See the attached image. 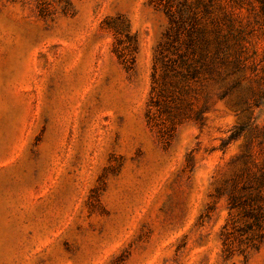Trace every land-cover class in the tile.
<instances>
[{
  "label": "rangeland",
  "instance_id": "obj_1",
  "mask_svg": "<svg viewBox=\"0 0 264 264\" xmlns=\"http://www.w3.org/2000/svg\"><path fill=\"white\" fill-rule=\"evenodd\" d=\"M189 36L224 62L153 127V65ZM248 204L264 0H0V264H264Z\"/></svg>",
  "mask_w": 264,
  "mask_h": 264
},
{
  "label": "trees",
  "instance_id": "obj_2",
  "mask_svg": "<svg viewBox=\"0 0 264 264\" xmlns=\"http://www.w3.org/2000/svg\"><path fill=\"white\" fill-rule=\"evenodd\" d=\"M192 40L189 36V45L184 52L178 53L179 48L173 50L178 53L175 60L168 59L163 50L158 53V61L152 68L151 88L146 112L147 123L153 127L156 126L158 115L166 116V120L171 122L173 119L172 112L182 105L184 95H187L191 90V84L205 81L213 73L216 64L224 62L212 61L218 53V48H214V53L211 55L208 45L200 41L204 44L195 46ZM199 40L202 39L198 37ZM166 47L168 50L170 45ZM188 55L194 56L195 61H188ZM235 137L233 135L230 139ZM247 206V229L260 233L264 218L262 208L255 205L249 211V204Z\"/></svg>",
  "mask_w": 264,
  "mask_h": 264
}]
</instances>
